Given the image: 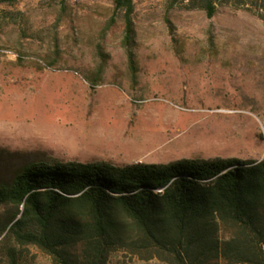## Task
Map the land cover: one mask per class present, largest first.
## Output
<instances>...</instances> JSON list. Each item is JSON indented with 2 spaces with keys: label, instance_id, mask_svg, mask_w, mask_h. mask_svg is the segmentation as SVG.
Here are the masks:
<instances>
[{
  "label": "rangeland",
  "instance_id": "rangeland-1",
  "mask_svg": "<svg viewBox=\"0 0 264 264\" xmlns=\"http://www.w3.org/2000/svg\"><path fill=\"white\" fill-rule=\"evenodd\" d=\"M134 3L135 78L113 0H0V178L36 161L264 158V0H217L212 18L203 0Z\"/></svg>",
  "mask_w": 264,
  "mask_h": 264
},
{
  "label": "trees",
  "instance_id": "trees-1",
  "mask_svg": "<svg viewBox=\"0 0 264 264\" xmlns=\"http://www.w3.org/2000/svg\"><path fill=\"white\" fill-rule=\"evenodd\" d=\"M113 1L135 78V3ZM216 1L203 0L210 18ZM0 207L5 264L31 248L52 264H264V158L30 162L0 178Z\"/></svg>",
  "mask_w": 264,
  "mask_h": 264
}]
</instances>
